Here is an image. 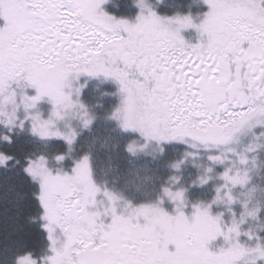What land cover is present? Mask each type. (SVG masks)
<instances>
[{"label": "snow or ice", "instance_id": "obj_1", "mask_svg": "<svg viewBox=\"0 0 264 264\" xmlns=\"http://www.w3.org/2000/svg\"><path fill=\"white\" fill-rule=\"evenodd\" d=\"M203 2L202 19L168 0L130 19L107 0H0V170L22 177L0 264H264V228L242 227L264 204L237 195L264 151V0ZM100 120L129 157L158 146L154 200L98 181L81 137Z\"/></svg>", "mask_w": 264, "mask_h": 264}, {"label": "trees", "instance_id": "obj_2", "mask_svg": "<svg viewBox=\"0 0 264 264\" xmlns=\"http://www.w3.org/2000/svg\"><path fill=\"white\" fill-rule=\"evenodd\" d=\"M140 1L144 0H109L107 9L117 14H122L128 18H134ZM155 6L158 0H145ZM168 8L173 11H188L193 14L208 11L207 4L203 0H168ZM92 93V103H106L100 95V90L105 88V85L98 81H92L89 85ZM110 91H115L116 85L109 83ZM112 102H117V98H113ZM111 125L100 120L97 126L91 132H88L82 139L84 147L91 146L95 174L100 183L109 185L117 192L123 193L126 198L133 199L135 202H148L156 197L155 188L161 179V170L158 167V161L151 163L146 160H134V157H129L118 149H113L112 144L114 139L109 138L114 136L106 128ZM33 144L39 145L38 141H31ZM259 161L260 178L255 187L256 195L255 202L264 204V154ZM194 176L183 178L185 183H190L194 180ZM22 177L17 175L15 171L4 172L0 170V239L15 233L19 226L14 211V201L16 198V188L21 183ZM256 181V180H255ZM27 190V188H25ZM213 194L211 186L205 187L198 192L193 199L209 200ZM138 198V199H137ZM258 199V200H257ZM264 223V221H262Z\"/></svg>", "mask_w": 264, "mask_h": 264}, {"label": "rangeland", "instance_id": "obj_3", "mask_svg": "<svg viewBox=\"0 0 264 264\" xmlns=\"http://www.w3.org/2000/svg\"><path fill=\"white\" fill-rule=\"evenodd\" d=\"M107 2H109V0H107ZM142 3L145 4V5H151L149 2H146L145 0L142 1ZM139 4H141V1H140ZM152 6H153V5H152ZM207 7H208V5H207ZM208 10H209V8H208ZM202 18H203V15L199 17V19H202ZM199 19H197L195 22H196V23H199ZM183 33L186 34V35L189 37V40H191L190 37H191L192 35H193V39H194L195 37L198 39V33L196 32V30H192V31H183ZM183 33H182V35L185 37V35H184ZM196 34H197V36H195ZM185 39H186V37H185ZM197 39H196V40H197ZM186 40H188V39H186ZM189 40H188V41H189ZM96 82H97V81H96ZM98 82H99V81H98ZM99 83H101V82H99ZM114 85H115V84H114ZM41 107H42V111L44 110L45 114H47V110H48V108H49V105H48L47 103H44V104L41 105ZM65 123L70 124V125H71L72 127H74V128H77V129L79 128V121H77V120L69 119V120L65 121ZM61 126L63 127V124H62ZM65 130H66V129H65ZM259 131H260V129L257 128V129L254 130V132L249 133L246 142H248V141H252V140H255V139H256V134L259 133ZM85 134H86V133H85ZM83 137H84V135H83ZM260 141H261V142H264V137H260ZM158 153H159L158 146H157L156 144H150V145H148V147L145 149V152H144V153L139 154L137 157H134L133 159H134V160L139 159V160H143V161L146 160V161H149V162H151V163H155V162L158 161ZM262 154H264V151H260V152L258 153V160H257V163H258V164H259V161L262 160V159H260L261 156H263ZM154 158H156V159H154ZM197 164L199 165V167H198V168H190L188 171H186V172L184 173L183 178L188 179V178H190V176H194V177L196 178V176H197L200 172L203 171V167H204L199 161H197ZM258 171H259V169H258ZM259 175H260V173L258 174V176H259ZM258 176H257V177H258ZM259 179H260V178L256 179V181L254 180L253 184H252V185H249L247 188H244V189L240 190V191L237 193L238 198H239L240 200H245V199H248L249 196H251V197H252V204H256V202H255L256 191H255V187H254V186H256V187L258 186V185H257V181H258ZM103 183H104V182H103ZM103 183H102V184H103ZM209 186H211L212 189H214L215 184L212 183V182H210V184L207 185V186H205V187H209ZM110 188H111V187H110ZM257 200H258V199H257ZM204 202H207V200H204ZM169 210H171V209H170V206H169ZM217 210H219V211H224L225 209H224V206H221V207H220L219 209H217ZM242 227H244V228H252V229H259V228H264V223H262V222L258 223V222L254 221V220L249 219V220L247 221L246 224L242 225Z\"/></svg>", "mask_w": 264, "mask_h": 264}, {"label": "flooded vegetation", "instance_id": "obj_4", "mask_svg": "<svg viewBox=\"0 0 264 264\" xmlns=\"http://www.w3.org/2000/svg\"><path fill=\"white\" fill-rule=\"evenodd\" d=\"M104 7H106L105 5H104ZM192 30H195V29H189V30H185V31H192ZM184 34V33H183ZM185 35V37H186V39H188L189 40V37L186 35V34H184ZM195 36H197V34L195 35ZM191 38V40H189L190 42H196L197 40V38L195 37L194 39H193V35L190 37Z\"/></svg>", "mask_w": 264, "mask_h": 264}]
</instances>
